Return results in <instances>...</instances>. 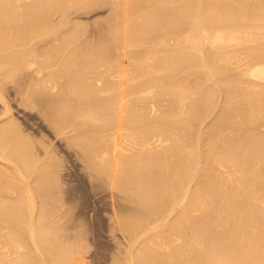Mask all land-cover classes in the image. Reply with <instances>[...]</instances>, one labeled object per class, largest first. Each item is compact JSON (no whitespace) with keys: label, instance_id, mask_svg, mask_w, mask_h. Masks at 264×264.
<instances>
[{"label":"bare ground","instance_id":"bare-ground-1","mask_svg":"<svg viewBox=\"0 0 264 264\" xmlns=\"http://www.w3.org/2000/svg\"><path fill=\"white\" fill-rule=\"evenodd\" d=\"M98 1L0 0V70L6 68L2 75L6 71L11 75L19 73L18 77H15L19 82L16 83V79L9 74H4L3 77L6 75L8 81L14 80L17 87L18 83L20 84L18 78L21 72L22 79L29 80V83L30 80L38 81L34 87L31 86L32 81L28 84L31 90L36 88L44 92L41 93L42 97L47 95L59 98V108H63L64 104L67 111L62 112L61 118V113L57 114V117L53 111H57L58 106L53 105L55 110L48 111L52 112V116L55 114L56 119L51 122L62 131L67 127L77 130L76 148L79 147L84 152L82 159L86 158L85 161H88L85 162L87 167L93 170L95 176L106 175L107 179L103 180H108V187L114 189V192L119 191L118 194L123 193L125 199L133 203L130 212L128 210L126 213L125 210L126 214L119 217L118 222L123 228L122 232L124 229L126 233L136 232L140 236L135 234V239H138V236L139 240L143 238L141 243L138 242L139 246L135 252L133 247L130 251L131 248L127 244L129 251L126 253H129L125 261L128 260V264H264V47H258L264 40V0H194V3L192 0H150L148 5L145 4L150 8H147L149 11L141 14L142 17L138 14L140 21H137L138 17L133 19L137 23L132 20V14L134 15L137 7L138 10L143 8L142 5L139 7V3L142 4L145 0H100L99 3L105 1L113 4L110 6L112 11L110 9L109 20L106 18L107 23L104 22L107 28L101 33L99 31L95 38L92 36L95 40L91 37L90 40L87 36V39L80 40L83 35L85 37V25H82L83 28L81 24L73 27L71 25L69 32L64 30L65 34L63 31L62 36H65H61V39L59 32V35H56L58 27H55L53 32L58 38L52 37L53 40H62V43H59L69 49L71 45L74 46L71 51L67 49L69 54H65L66 51L58 46L63 52L58 50L56 55L55 51L52 56H48L55 55L53 59H60L57 57L60 51V56L63 53L66 56L67 63L76 64L77 61L75 67L85 63L93 64V68L89 65L88 71L85 69L86 72L83 65L81 69L85 72L78 66L74 67V71V68H71L74 64L67 65L63 59L62 66L65 67L64 63L67 67L70 66L72 72L63 67L59 68L61 65L58 67L59 63H53V60V67L47 65L46 61L48 68H43L45 65L37 66L36 64L42 63L33 57L39 52L36 50L35 40L40 36L39 33L43 32L45 35L46 27L50 30L57 24L60 27L59 24L67 18L63 19L68 8L74 7L88 12L101 6ZM170 2L176 4L173 3L174 6L171 7ZM54 17L60 20H52ZM183 17L188 18V23L185 21L188 24L186 28L183 21L186 19ZM68 20L65 24H68ZM52 21L54 24L55 21L59 23L53 25ZM73 22L78 23L77 20ZM51 31L50 34L53 33ZM148 38L150 39L147 40ZM150 41L157 47H164L161 48L162 51L160 47L157 49L162 53L158 54L160 57L155 54L157 51L155 52L153 45V49L149 45ZM146 44L155 52L152 53L157 56L156 61L152 53L143 55L148 52L136 49L139 45L147 48ZM255 45L258 48L254 47ZM8 48H11V51H8ZM137 50L142 52L140 56H152L153 60L149 58L151 62L145 61L147 59L141 61L143 56L139 59L134 54ZM73 54L78 58H74ZM125 57L128 58L127 61ZM35 58L39 60L38 63ZM219 61H222L220 64L223 65L218 66ZM56 65L58 71L54 68ZM51 67L58 76L54 77V73H50ZM193 74L196 75L195 78L187 80ZM217 74L222 76L217 78ZM212 80L213 85L211 82V85L207 86L208 81ZM0 85L4 88L3 83ZM22 87L23 85L21 90ZM3 88L0 90L6 89ZM29 88L27 86V89ZM1 91L0 102L5 99L4 92ZM39 91L37 92L40 93ZM72 91H78L77 95L82 100L78 96L74 97L78 100L73 99ZM161 92L169 95L170 98L167 97L169 100L166 101H169L167 107L170 110H167V107L165 110L161 109L162 111L159 107L155 110L154 105H159L156 100L150 101L152 103L149 104L145 100L139 101V95L142 97L148 94L154 97ZM34 94L30 95L31 98L35 97ZM132 95H138L137 98L133 96L137 99L134 103L128 102L129 96ZM220 97L223 101L220 100L222 103L219 111L218 107L216 108L219 113L215 118L213 115H216V112L210 117L213 119L207 126V131L197 130L196 122H202L206 115H209V107L212 111L214 101ZM53 99L51 101L56 102ZM25 102L24 105L27 103ZM32 103L33 107L29 105L31 109L36 106ZM4 104L2 109L4 108L6 115L10 113V108L9 103L4 101ZM130 105L136 107L132 108ZM100 110L101 116L104 114L102 117L99 115ZM85 117H88L90 122L92 119L97 125L88 123ZM173 117L177 118L176 121H173ZM77 119L80 121L75 124ZM99 120H102V125H98ZM11 121L16 122L13 118ZM3 122L0 121V264H69L73 259L78 261L74 254L81 255L80 248V252L75 251L78 250L80 243H77L80 241L75 243L76 249L74 243L67 244V239L62 240L63 246L60 243L62 247H58L56 239L60 236L64 239L67 237V233L63 237V231L68 226L59 236L60 228L51 220L52 214L47 208L44 209L43 205L39 204L40 207L37 208V198H34L32 192L35 190L40 197L47 199L50 196L52 198V195L56 196L57 193L50 192L53 187L50 181L53 172L51 176L47 174V167H43L45 161L40 162L43 163V166H40L39 160L33 156L35 152L32 155V140L29 144L28 139L22 137L26 130H21V134L19 126L14 122ZM51 122L48 121L49 124ZM74 138L76 137L71 140ZM4 161L13 163L12 167ZM25 172L32 177V180L28 178L30 183L26 180ZM48 175L50 183L46 179ZM46 184L52 185L51 190ZM57 188L60 189V186ZM61 195L63 196L62 193ZM7 196L9 199L6 201L4 199L8 198ZM53 201L52 206L54 203L55 206L61 204V201L56 203L59 200L54 203ZM42 203L45 206V202ZM58 206L61 209L60 205ZM66 210L68 212V209ZM46 217L51 219L45 224ZM140 229L143 234H140ZM159 238L161 240H158ZM130 241H134L133 238ZM32 246L42 250L41 253H32ZM34 253H38L42 261L39 262ZM81 262L83 261L80 260L77 264Z\"/></svg>","mask_w":264,"mask_h":264},{"label":"rangeland","instance_id":"rangeland-1","mask_svg":"<svg viewBox=\"0 0 264 264\" xmlns=\"http://www.w3.org/2000/svg\"><path fill=\"white\" fill-rule=\"evenodd\" d=\"M102 1V0H101ZM100 0L98 1V3L99 2H101ZM147 0H145V1H143L142 2V4H140L139 3V7H141V5H142V7L143 8H141V10H138V7H137V9H136V12L138 11H141L140 13H136L135 11L133 12L134 13V15L132 14V16H134V17H132V20L133 19H138L139 18V16L141 15V14H146V10H147V8H149L148 6H146V5H148L149 4V1L150 0H148V2H146ZM152 1V0H151ZM202 1V0H201ZM218 1H220V0H218ZM188 2H190V1H188ZM192 3H194V0H192L191 1ZM195 2H198V0L197 1H195ZM204 2H205V0H204ZM148 3V4H147ZM173 3H175L176 4V2H172V4H171V2H170V5H171V7H173L174 5H173ZM213 3V2H212ZM99 4H101V6H97L94 10H89L88 12H85L84 11V9H76V8H74V7H70V8H68V10L65 12V15H64V17H63V19L65 18V17H67L64 21H63V23L62 24H64L63 26H62V24H59V25H61L60 27L58 26V24L57 23H59V22H57L56 23V21H55V24H54V21H52L51 22V24H53V25H56L57 24V26H53L54 28H51V30H50V28H44L45 30H46V32L44 31V33H46L45 35L43 34V32H40L39 34H40V36L38 37H36L35 38V40L37 41L36 43H37V45H36V50H37V52L38 53H36V50H35V53H36V56H33V57H36L37 59H39L40 60V62H44L45 63V61L47 62V65H50V66H55V64H53V63H59L58 64V67L59 68H61L62 69V63H61V60L62 61H65V63L67 64V65H72V64H74L73 65V67L71 66V68L73 69L74 67H75V65L77 64V61H76V64H75V62H71V64H69V63H67L66 62V59H65V55H64V53H63V55H64V58H63V55H61L60 56V54H62V53H60V51L61 52H63L64 50L66 51H64L65 52V54H67L68 52V50L67 49H69L68 47H65V46H62L59 42H61L62 43V40L60 41V40H53V38L52 37H54V38H58L57 36L59 35V34H61L60 35V37H59V39H61V36L63 35L62 33H64L65 31L64 30H69V28H72L74 25H79V24H81V26L83 25H85L84 26V29H86L85 31L87 32H85V37H84V35L82 36L83 38H81L80 37V40L82 39V40H85V39H87V37H88V39H90V40H95L94 38L99 34V33H101L102 31H103V29H106L107 28V25L105 24V23H107V19L109 20V18L108 17H110V14L109 13H111V11H112V7H110L111 5L113 6V4L111 3H107V2H105L104 1V3H99ZM98 4V5H99ZM104 4H106V6L104 5ZM108 4H110V5H108ZM146 4V5H145ZM211 4V3H210ZM103 5V6H102ZM173 5V6H172ZM145 6H146V8H145ZM176 6V5H175ZM72 9V10H71ZM110 9H111V11H110ZM140 9V8H139ZM150 9V8H149ZM70 10H71V13H70ZM143 10H145V12L143 11ZM69 11V12H68ZM76 11V12H75ZM94 11V12H93ZM147 11H149V10H147ZM85 12V13H84ZM148 13V12H147ZM87 14V15H86ZM138 14H139V16H138ZM143 14V15H144ZM67 15V16H66ZM137 15V16H136ZM61 16V15H60ZM185 16V15H184ZM58 17H59V15H58ZM136 17H138V18H136ZM140 17H142V16H140ZM55 18H57V17H54V18H51L52 20L54 19V20H60L59 18L58 19H55ZM69 18H71V19H69ZM107 18V19H106ZM185 17H183V19H184ZM69 19V20H68ZM74 19V20H73ZM106 19V20H105ZM140 19L141 18H139V20H137V21H140ZM186 19V18H185ZM66 20H68V24L66 23L65 24V22H66ZM78 21V23L77 22H73V21ZM135 20H133V21H135ZM22 21V20H21ZM20 21V22H21ZM70 21V22H69ZM137 21H135V23H137ZM184 22L185 21H187V23H188V18L186 19V20H183ZM79 22H81V23H79ZM105 22V23H104ZM183 22V23H184ZM74 23H76V24H74ZM70 25V26H69ZM71 25H72V27H71ZM88 25V26H87ZM186 25L188 26V24H186V22H185V28H186ZM67 26H68V28H67ZM80 26V27H81ZM83 26H82V28H83ZM52 27V26H51ZM55 27L57 28L58 27V31H57V33H56V35L54 34L55 32H53V29H55ZM94 27H96V28H94ZM59 28H61V29H59ZM66 28V29H65ZM51 32H53V33H49L50 31ZM56 30V29H55ZM54 30V31H55ZM71 30V29H70ZM256 29H254V31H255ZM47 31H48V34H47ZM64 31V32H63ZM89 31V32H88ZM100 31V32H99ZM58 32H59V34H58ZM69 32V31H68ZM68 32H67V34H68ZM99 32V33H98ZM256 32H257V30H256ZM90 33V34H89ZM93 33V34H92ZM12 34H14V33H12ZM54 34V35H53ZM65 34H66V32H65ZM48 35V36H47ZM88 35H90V36H88ZM46 37V40H44L45 39V37ZM65 36V35H64ZM64 36H62V38L64 37ZM87 36V37H86ZM94 38H93V37ZM42 39H41V38ZM92 39H91V38ZM168 37L170 38V36L168 35ZM167 37V38H168ZM50 38V39H49ZM52 38V39H51ZM158 38V37H157ZM157 38L155 39V41H153V43L155 44V42H156V40H157ZM50 41H48V40ZM65 39V38H64ZM150 38H148L147 40H149ZM165 39V38H164ZM170 39H168V41H169ZM57 43H56V42ZM167 40H166V42H168ZM257 41V40H256ZM256 41H254V44L256 43ZM259 41H261V40H258L257 42H259ZM42 42V43H41ZM45 42H46V45H45ZM52 42H54L53 44H52ZM262 42H264V40H262L260 43H258V44H260V46H258L259 48H261V47H264V43H262ZM58 44L57 45V47H56V44ZM152 43V41H150V46L151 45H153V48H155L154 50H155V52L157 51V53H155L154 51H151V49H149L148 47H149V45L148 44H146V45H148V46H146L147 48H143V47H141V45H139V46H137L136 47V49L137 48H139V50H141L142 52H148V53H144L143 55H145V54H151L152 52H154L158 57H160V55H158L159 53L160 54H162L160 51H162V49H164V47L163 46H159V47H157V45L155 46L154 44H151ZM246 44H247V42H245ZM244 43V44H245ZM251 43H252V46H253V42L251 41ZM44 44V45H43ZM60 44V45H59ZM77 44V43H76ZM75 44V45H76ZM170 44V43H169ZM240 45H242L243 43H239ZM243 44V45H244ZM245 44V45H246ZM257 44V45H258ZM48 45V46H47ZM51 45H52V47H51ZM251 45V44H250ZM262 45V46H261ZM40 46H43L42 48L39 47ZM54 46L56 47V48H54ZM60 48H62L63 49V51L62 50H60L59 49V47ZM72 47L74 46V44L73 45H71ZM155 46V47H154ZM19 47V46H18ZM20 47H22V46H20ZM44 47H46V48H44ZM64 47V48H63ZM69 47H70V44H69ZM71 47V48H72ZM157 47V48H156ZM254 47H256V48H258L256 45L254 46ZM47 48H49V49H47ZM50 48H51V50H50ZM66 48V49H65ZM71 48L69 49L70 51H71ZM142 48V49H141ZM151 48H152V46H151ZM152 48V49H153ZM160 49V51L159 50H157V49ZM162 48V49H161ZM40 49H41V51H40ZM46 49V51H44V50ZM133 49V48H132ZM8 51H11V48H8L7 49ZM58 50H60L59 51V56L57 55V57H60V59L58 58V59H53L54 57H55V55H56V53H57V51ZM134 50V49H133ZM139 50H137V51H135L134 52V54H135V56H137L139 59H141L140 57H142V56H140L141 54H142V52L140 51V53L138 52ZM143 50H145V51H143ZM147 50V51H146ZM149 50L151 51V52H149ZM20 51V50H19ZM52 52V53H50V52ZM56 51V52H55ZM26 52V51H25ZM25 52H24V54H25ZM45 52V53H44ZM55 52V53H54ZM139 53V55H138V53ZM40 53V54H39ZM46 53H50V54H46ZM53 53L55 54L53 57H48V56H50L51 54L53 55ZM70 53V52H69ZM68 53V54H69ZM136 53H137V55H136ZM154 53H152V55L153 56H155V58H154V60L156 61L157 59H156V55H154ZM39 55V56H38ZM43 55H45V56H43ZM51 55V56H52ZM131 55H133V54H131ZM38 56V57H37ZM72 56H74V58L77 56H75V54H73ZM127 57H128V55H126ZM163 55H161V57H162ZM45 57V58H44ZM56 57V58H57ZM127 57H125L124 59L127 61ZM134 57V56H133ZM147 56H143L142 57V59H141V61H144V59H147V60H145V61H149V62H151L152 60H153V58H152V56H150L149 58H151L150 60H149V58H146ZM34 59L35 61H36V63H38L39 62V60H37V59ZM41 58V59H40ZM72 58V57H71ZM70 58V59H71ZM74 58H72V59H74ZM76 58H78V57H76ZM43 59H44V61H43ZM65 59V60H64ZM42 60V61H41ZM51 60H53V61H55V62H53V61H51ZM158 60H159V58H158ZM51 61V62H50ZM59 61V62H58ZM69 61V60H68ZM48 62H50V64H48ZM53 62V63H52ZM79 62V61H78ZM220 62H222V61H219V64H218V66H220V65H223V64H220ZM236 62L237 61H235V63L234 64H236ZM42 63H38V64H36L37 66H42L43 68H45L47 65H46V63L45 64H42ZM61 63V64H60ZM64 63V66L65 67H63V68H66L69 72H72L73 70L70 68V66L69 67H67V65ZM85 63V62H84ZM223 63V62H222ZM41 64V65H40ZM85 64H87V63H85ZM85 64H81L80 66H78L80 69L83 67V65L85 66V68L83 67V69L85 70L86 68H87V71H88V67H89V65H90V68L92 69L93 68V64L91 65V64H87L88 66L86 67V65ZM52 66V67H53ZM76 66V67H77ZM49 66H47V68H48ZM51 67V72H50V70H46L47 72H50V73H54L53 75H54V77L55 76H58L57 75V72L53 69ZM75 67V68H76ZM55 69H57V65H56V67H54ZM75 68H74V71H75ZM79 68L78 69H76V71L77 70H79ZM1 69H6V68H1ZM61 69H59V70H61ZM83 69H81V70H83ZM3 70H0V74L2 75V72H3ZM8 70V69H7ZM44 71H45V69H43ZM65 70V69H64ZM83 70V71H84ZM90 70V69H89ZM5 71V70H4ZM45 71V72H46ZM57 71H58V69H57ZM62 71V70H61ZM86 71V70H85ZM84 71V72H85ZM86 71V72H87ZM23 73V72H22ZM4 74H9L10 76H12L14 79H16V83L17 82H19V81H17V78H15L16 77V75H11V73H8V71H6V72H4ZM4 74L1 76L2 77V79H1V77H0V79L1 80H3L2 81V83H3V86H4V88H6L4 91H1L2 93L4 92V101H6L7 102V104H8V106H9V108H10V113L8 112L6 115L4 114V108L2 109V107H4V101H2V102H0V112H2V113H0V121H1V123L3 122V121H5V122H3V123H13L14 121H11V118H13L14 120H16V122H14L15 124H17L18 126H19V128L18 129H20V133L22 134L23 133V135H22V137H26L25 139H28V142H29V144L31 143V140H32V143L30 144L31 145V147L33 146L34 147V151H32L33 149L31 148V151H32V155H33V152H35V153H37V154H35L34 153V155L33 156H35V158H37V160H39V164H40V162H43V161H45L44 163V166H43V163L42 164H40V166H43V167H47V168H45L46 169V173L48 174H50V176H51V174H52V172H53V174H52V176H51V179L49 178L50 176L48 175V176H46L47 178V181H48V178L50 179V181L52 182V184H53V187H51L52 185L51 184H46V185H48L49 186V189L51 190V188H52V190L50 191V192H52V191H54V192H52V193H54V194H59L61 197L59 198V195H57L56 194V196H54L53 197V195H52V198H53V200H52V198H51V196H50V198L49 199H47V197L45 198L44 196V198L46 199V200H44V198L43 197H40V194L38 193V192H35V190L34 191H32L33 192V195H34V198L36 199L35 200V202L37 203V208L38 207H40V205H43V207H44V209H46V210H49V213L50 214H52V216L51 217H53V219H51L50 217H46L44 220V222H45V224L47 223V220H53V221H55L54 223H56V225H58V227L60 228V232H58V235H59V233H60V235H62L64 232V235H63V237L65 236V234L67 235V237L70 239H68L67 237L64 239V238H61V236H60V238L59 237H57V239H56V241H58V243L57 242H55L56 244H58L59 246L58 247H62L63 246V241L64 240H66L67 239V244L68 245H71L72 243H77L78 241H80V242H78L77 243V245L75 244V245H73V246H75V248L74 249H76L77 247H78V250H75V251H77V252H80L81 251V255H79L80 253H75L74 254V257L75 258H78V261H83V262H81V264H128V260L127 261H125L126 259H128L127 258V254L129 253H126L127 251H129V247L131 248V247H133V249H134V251L133 252H135L136 251V249L138 248L137 246H139V243H141L142 241H140V240H142L143 238H141L140 240H139V234L138 233H134V234H130L129 232H127L126 233V230L124 229L123 230V232H122V230L121 229H123L121 226H120V224L118 223L119 222V217L121 218L122 216H124L126 213H127V211L128 212H130V210H131V207L133 208V203H131V202H129V201H127L126 199H125V197H124V194L123 193H121L120 192V194H122V195H120V194H118L119 193V191H115L114 192V189L113 190H111V188H109L108 186V180L105 182L104 180H106L107 178H106V175H104V177H103V174H97V176H95L96 174L95 173H93L90 169H89V166L87 167V163H85V162H88V161H85L86 160V158H84V159H82L83 157H84V152L79 148V147H77L76 148V139H77V134L76 133H78L77 132V130H75V129H70V127H67V128H63V131L61 130V129H58L54 124V122L52 123L51 121H53V119L55 120L56 118V116L58 117L59 115H57V114H60L61 113V115L59 116L60 118H61V116H62V112L64 113L65 111H67V108H66V106L63 104V106L65 107H63V108H59V104H61L60 102H57V99H59V98H54V96L53 97H51V96H48V97H50L49 99H50V101L53 99V100H55L56 102H54V101H49L48 100V97H47V95L45 96V95H43V97H42V94L44 93H42V92H40L38 89H34L33 88V90H31V86L32 87H34V85H36L37 83H38V81H36V80H30V83H29V80H26V79H22V75L23 74H21V72H20V77L18 78V80H20V84L18 83V85H20V87L23 85V87H22V90L20 89V87L17 85V87L19 88V90H15V88L17 89V87H16V83L15 82H13V81H11V79L8 81V75L6 76L5 75V78L7 77V79L5 80V78L3 77L4 76ZM18 75H19V73H18ZM18 75H17V77H18ZM9 76V77H10ZM195 74H193V75H191V78H188L187 80H191L192 78H195ZM220 76H222L221 74H217L216 75V77L217 78H219ZM190 77V76H189ZM1 80H0V84H2L1 83ZM22 80V81H21ZM27 82V84H26V82ZM64 80H66V78L64 79ZM164 80V82L166 81L165 80V78L163 79ZM162 80V81H163ZM5 81H7V82H5ZM31 81H32V84H31ZM34 81H36L35 83H34ZM61 81H63V78L61 79ZM23 82H25V83H23ZM66 82V81H65ZM187 82H189V81H187ZM186 82V83H187ZM212 82V83H211ZM34 83V84H33ZM209 83H211L212 85H213V80L212 81H208V84H207V82L204 84V86L207 84V86L208 85H211V84H209ZM31 84V86H30V88H29V85ZM189 84H192V83H189ZM0 86H2V85H0ZM26 86V87H25ZM27 86H28V88L29 89H27ZM3 87H0V89H2ZM3 88V89H4ZM31 91V92H29V91ZM18 91V92H17ZM20 91V92H19ZM23 91H25V93L23 92ZM37 91H39L40 93H38ZM42 91V90H41ZM29 92V93H28ZM35 92H37L36 94H34ZM73 92V91H72ZM20 93H23V94H20ZM26 93H28V94H26ZM42 93V94H41ZM74 94L73 95H71V97L73 98V99H75L74 97H77L78 96V98L80 97L79 95H77V93H78V91L76 92V91H74L73 92ZM189 93V92H188ZM32 94H34V96L35 97H33L32 96V98H31V96L30 95H32ZM37 94H40L39 96L37 95ZM72 94V93H71ZM138 94H140V93H138ZM160 95H158V93H157V97L156 96H150V95H143L142 97H140V95H139V97H138V95H132V96H129V101L128 102H133L134 103V101L135 100H137V99H135V97L137 98H141L139 101H143L144 102V100H145V102H148V104H149V102L150 101H152V100H156L157 102V104H159V105H157V106H155L154 105V109L156 110L158 107V109L160 110V111H162L161 109H166V107H167V104H168V102L169 101H166V100H169L167 97H169V95H166L167 93H165V94H163L162 92L161 93H159ZM24 95V96H23ZM28 95V96H27ZM74 95H76V96H74ZM163 95V96H162ZM27 96V97H26ZM38 98H37V97ZM41 96V97H40ZM45 96V97H44ZM133 96H135L134 98H133ZM166 98H165V97ZM22 97H23V99H22ZM130 97H132V99L130 98ZM146 97V98H145ZM147 97H149L148 99H147ZM156 97V98H155ZM160 98V100H159V98ZM161 97H162V99L163 100H161ZM25 98H26V102L28 103V105H27V103L25 102ZM31 98V99H30ZM46 100H45V99ZM52 98V99H51ZM78 98H76L77 100H78ZM142 98H143V100H142ZM165 98V99H164ZM170 98V97H169ZM30 99V100H29ZM35 101V103H34V101ZM38 101H37V100ZM40 99V100H39ZM75 99V100H76ZM80 99H81V97H80ZM134 99V100H133ZM147 99V100H146ZM150 99V100H149ZM158 99V100H157ZM22 100V101H21ZM33 101V103H32V101L29 103V101ZM60 100V99H59ZM82 100V99H81ZM218 100V101H217ZM223 101L222 100V98L220 97L219 99H216L215 101H214V105L212 106V111H211V107H209L210 109V112H209V115H206L207 117L206 118H204L203 120H202V122L201 121H199V122H196V123H198V124H196L195 126H197L196 127V129L197 130H199V129H201V130H204V132L205 131H207L206 129H207V126L212 122L211 120L213 119V118H215V116H217L218 115V113L219 112H217L216 110V108L218 107V111H219V106L221 105L220 103H222L221 101ZM43 103H42V102ZM153 101V102H154ZM158 101H159V103H158ZM24 102L26 103L25 105H27L26 107H25V105H24ZM40 103V104H36V103ZM62 102V101H61ZM136 102V101H135ZM2 103V104H1ZM23 103V104H22ZM31 103L32 104H34V105H36L35 107H37V108H30V106L29 105H31ZM58 103V104H57ZM63 103V102H62ZM133 103H131V105H133ZM142 103V102H141ZM150 103H152V102H150ZM186 104L188 103V102H185ZM216 103V104H215ZM219 103V104H218ZM47 106H46V105ZM49 104V105H48ZM51 104V105H50ZM155 104V103H154ZM163 104H164V106H163ZM217 104H218V106H217ZM23 105V106H22ZM53 105H55V107H57L58 106V108H57V111L55 110V107L53 106ZM130 105V106H131ZM162 105V106H161ZM216 105V106H215ZM32 106V105H31ZM46 106V107H45ZM52 106H53V108H52ZM61 106V105H60ZM33 107V106H32ZM48 107V108H47ZM51 107V108H50ZM132 108H135L136 107V105L135 106H131ZM165 107V108H164ZM31 109V110H30ZM48 109L50 110H52V109H54L55 111H53L55 114H56V116H55V114H54V116H52L53 114H52V112L51 111H48ZM174 109H176V108H174ZM215 109V110H214ZM36 110V111H35ZM44 110V111H43ZM60 110V112L58 113V111ZM154 110V112H159V110H157V111H155ZM167 110H170L169 109V107H167ZM39 111H41V113L39 112ZM175 111V110H174ZM44 112V113H43ZM100 112V116H101V110L99 111ZM165 112V111H164ZM173 112V111H172ZM215 112L217 113L216 115H213V114H215ZM43 113V114H42ZM51 113V114H50ZM159 113H161V112H159ZM163 113V112H162ZM1 114H4V115H1ZM43 116H42V115ZM49 115H50V117H49ZM104 115V114H103ZM102 115V116H103ZM211 115V116H210ZM212 115H213V118H211L210 119V117H212ZM10 116V118H8V117ZM101 116V117H102ZM43 119H42V118ZM54 117V118H53ZM89 117V116H88ZM87 117V119H86V117H85V119L86 120H88L87 122L88 123H93L92 121V119H90L91 120V122L89 121V118ZM5 118V119H4ZM51 118V119H50ZM7 119V120H6ZM10 119V121L8 122V120ZM173 119H175L174 117H173ZM177 119V118H176ZM176 119L175 120H173V121H176ZM205 119H207V120H205ZM3 120V121H2ZM210 120V121H209ZM19 123H18V122ZM48 121L49 122H51L50 124L48 123ZM80 120H76L75 121V124L76 123H78ZM100 122L98 123V125H102L103 123H101V121L102 120H99ZM172 121V120H171ZM86 122V121H85ZM98 122V121H97ZM201 122V123H200ZM200 123V124H199ZM94 125L96 124L95 123V121H94V123H93ZM50 125V126H49ZM97 125V124H96ZM204 125H206V127H204ZM128 126V125H127ZM204 127V128H203ZM55 128V129H54ZM57 128V129H56ZM69 128V129H68ZM203 128V129H202ZM195 129V131H197ZM56 130V131H55ZM66 130V131H65ZM69 130H71V131H69ZM72 130H73V132H72ZM262 130H264V127H262ZM68 131V132H67ZM58 132V133H57ZM63 132V133H62ZM66 133V134H65ZM72 133V134H71ZM69 136H68V135ZM76 134V135H75ZM26 135H28V136H26ZM73 135H75V136H73ZM63 136V137H62ZM67 136H68V140H67ZM71 136V137H70ZM76 137V138H74V139H72V140H74V142H72V140H71V138H73V137ZM31 137V138H30ZM34 137V138H33ZM70 138V139H69ZM35 141H34V140ZM34 141V142H33ZM34 143V144H33ZM71 143V144H70ZM73 143L75 144V145H73ZM37 146H38V148H37ZM36 148V149H35ZM48 148V149H47ZM42 151V152H40V150ZM77 149V150H76ZM36 150V151H35ZM39 150V151H38ZM49 150V151H48ZM79 151H81V153H79ZM40 153V154H39ZM49 153V154H48ZM47 154H48V156H47ZM40 155H42L41 157H40ZM50 155V156H49ZM52 155H54V157L52 156ZM37 156H39V157H37ZM46 156V157H45ZM42 157H44L43 158V160L41 161V159H42ZM39 158V159H38ZM46 158V159H45ZM51 160H53L52 162H51ZM58 160V161H57ZM5 162V164L6 165H11L10 167H12V165H13V163H11L10 164V162L8 163L7 161H4ZM46 162H47V164H48V166H47V164H46ZM59 162L61 163V164H59ZM57 163H58V167H57ZM89 164V163H88ZM10 167H9V169L8 170H10ZM57 167V168H56ZM62 168V169H61ZM57 169H58V171H57ZM89 169V170H88ZM60 170V171H59ZM88 171V172H87ZM93 173H91V172ZM89 173H91V174H89ZM46 174V175H47ZM57 175H59L58 177H56ZM25 176H27V178H26V180L28 179V178H30L31 180H32V177H29V175H27V172H25ZM93 176H95V177H93ZM101 176V177H100ZM97 177V178H96ZM57 180H56V179ZM98 178H100V179H98ZM30 179H28L27 181H29V183L31 182V180ZM45 179V180H46ZM104 179V180H103ZM95 180V181H94ZM47 181H46V183H47ZM54 181H55V183L56 184H59L58 186H60V189L59 188H57L58 186H55L56 184L54 183ZM99 181V182H98ZM59 182V183H58ZM63 182V183H62ZM48 183H50L49 181H48ZM23 184H24V182H23ZM46 185H44V189H46ZM93 185H94V187H93ZM107 185V186H106ZM51 187V188H50ZM73 188V189H72ZM94 188V189H93ZM32 189H33V186H32ZM59 189V190H58ZM67 189V190H66ZM47 190V189H46ZM57 190V191H56ZM62 190V191H61ZM108 190V191H107ZM64 191V192H63ZM60 192V193H59ZM68 192V193H67ZM118 192V193H117ZM35 193H36V195H35ZM61 193L63 194V196L61 195ZM117 193V194H116ZM114 194V195H113ZM109 195H111V197L109 196ZM8 196H10V195H8ZM7 196V197H8ZM11 197H14V196H12L11 195ZM65 197V198H64ZM118 197V198H117ZM124 197V198H123ZM54 198H56V199H54ZM59 198V199H58ZM114 198V199H113ZM117 198V199H116ZM9 199V197L8 198H6V199H4V200H8ZM42 199V200H41ZM63 200V202H62V200ZM97 199V200H96ZM124 199V200H123ZM11 200V199H10ZM41 200V201H40ZM48 200V201H47ZM50 200V201H49ZM55 200H59V201H55ZM113 200V201H112ZM115 200V201H114ZM42 201H44L45 202V206H44V204L42 203L41 204V202ZM48 203H47V202ZM51 201H53V203L54 202H56L57 204H58V202L60 203V201H61V204H58V205H60V208L61 209H59V206L58 205H56L55 206V203L53 204V206H54V208H56L55 210H53L54 208H52L53 206H52V204H51ZM119 201V202H118ZM9 203L11 202V201H8ZM40 202V203H39ZM101 202V203H100ZM114 202V203H113ZM7 203V202H6ZM50 203V204H49ZM113 203V204H112ZM121 203V204H120ZM131 203V204H130ZM40 204V205H39ZM48 204V205H47ZM119 204V205H118ZM47 205V206H46ZM116 205H118V206H116ZM48 206L50 207V208H48ZM52 206V207H51ZM58 206V207H57ZM113 206V207H112ZM120 206V207H119ZM125 207V208H124ZM68 209V212H67V210L66 209ZM115 208V209H114ZM119 208V209H118ZM80 209V210H79ZM123 209H124V211H123ZM45 210V212H47ZM50 210H51V212H50ZM60 210V211H59ZM62 210V211H61ZM125 210H126V213H125ZM54 211V212H53ZM61 212V213H60ZM67 212V213H66ZM71 212V213H70ZM79 212V213H78ZM120 212H121V214H120ZM70 213V214H69ZM67 214V215H66ZM114 214V215H113ZM119 215V216H118ZM113 216V217H112ZM118 216V217H117ZM63 217H65V218H63ZM115 218V219H114ZM63 219V220H62ZM64 220H67V222L66 221H64ZM63 221V222H62ZM113 221V222H112ZM50 221H48V223H49ZM65 222L67 223V225H65ZM115 222H117V223H115ZM69 223V224H68ZM115 224H117V225H115ZM120 227H119V226ZM66 226H68L67 228H65ZM76 226V227H75ZM80 226V227H79ZM112 229H111V228ZM119 227V228H118ZM15 228V227H14ZM64 228H65V230H64ZM71 228V229H70ZM80 228V229H79ZM82 228V229H81ZM111 230H110V229ZM15 229H17V228H15ZM119 229V230H118ZM64 230V231H63ZM66 230H68V231H66ZM117 230V231H116ZM142 229H140V234H143V231H141ZM62 231H63V233H62ZM71 231V232H70ZM78 231V232H77ZM80 233V234H77V233ZM85 233V235H83L84 233ZM137 232H139V230L137 231ZM73 233V234H72ZM83 233V234H82ZM68 234H70V235H68ZM76 234V235H75ZM135 234H138L139 236L137 237L138 239H135L136 237L135 236H137V235H135ZM78 235V236H77ZM71 236V237H70ZM131 236V237H130ZM73 237V238H72ZM81 237H83V238H80ZM142 237H143V235H142ZM71 238H72V240H71ZM74 238H75V241H73L74 240ZM78 238V239H77ZM85 238V240H83ZM132 240V238H133V240L134 241H130V239ZM60 239V240H59ZM63 240V241H62ZM136 240H139V241H137V242H135ZM157 240V239H156ZM158 240H161L160 238L158 239ZM73 241V242H72ZM84 241V242H83ZM83 242V244H81ZM139 242V243H138ZM54 243V244H55ZM60 243H62V246H61V244ZM65 243H66V241H65ZM65 243H64V245H65ZM85 243V244H84ZM121 243H122V245H121ZM138 243V244H137ZM56 244H55V248H56ZM129 245V247H128V245ZM132 244V245H131ZM135 244H137L136 246H135ZM82 247H84V248H82ZM77 246V247H76ZM80 246V247H79ZM87 246H88V248H87ZM119 247V248H118ZM126 247H128V248H126ZM137 247V248H136ZM81 250H80V249ZM34 249V250H33ZM86 249V250H85ZM126 249V250H125ZM37 250V251H36ZM80 250V251H79ZM85 250V251H84ZM118 250V251H117ZM42 251V250H41ZM41 251L40 250H38V249H35L33 246H32V253L33 252H38V253H41ZM45 251V250H44ZM88 251V252H87ZM130 251H132V248H131V250ZM85 252H87V253H85ZM38 253H34V254H36L35 256H38V258H39V262L40 261H42V258L41 257H39V255H37ZM85 253V254H84ZM124 255H123V254ZM85 258V259H84ZM116 258V259H115ZM120 258V259H119ZM126 258V259H125ZM41 259V260H40ZM77 260H75V259H73L70 263L71 264H77V262H76ZM69 263V264H70Z\"/></svg>","mask_w":264,"mask_h":264}]
</instances>
